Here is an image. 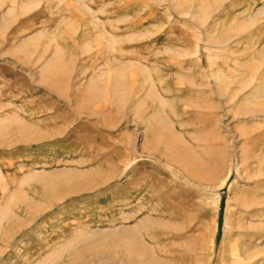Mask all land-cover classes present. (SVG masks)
<instances>
[{
  "label": "rangeland",
  "instance_id": "rangeland-1",
  "mask_svg": "<svg viewBox=\"0 0 264 264\" xmlns=\"http://www.w3.org/2000/svg\"><path fill=\"white\" fill-rule=\"evenodd\" d=\"M263 256L264 0H0V264Z\"/></svg>",
  "mask_w": 264,
  "mask_h": 264
},
{
  "label": "bare ground",
  "instance_id": "bare-ground-1",
  "mask_svg": "<svg viewBox=\"0 0 264 264\" xmlns=\"http://www.w3.org/2000/svg\"><path fill=\"white\" fill-rule=\"evenodd\" d=\"M264 257V256H263ZM249 261V260H248ZM245 264V263H244Z\"/></svg>",
  "mask_w": 264,
  "mask_h": 264
}]
</instances>
